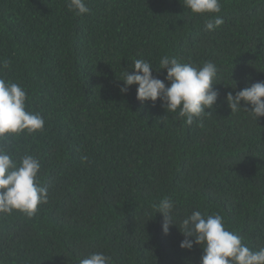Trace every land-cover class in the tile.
Listing matches in <instances>:
<instances>
[{"label": "trees", "instance_id": "16d2710c", "mask_svg": "<svg viewBox=\"0 0 264 264\" xmlns=\"http://www.w3.org/2000/svg\"><path fill=\"white\" fill-rule=\"evenodd\" d=\"M68 3L0 0V57L11 62L0 75L45 121L9 147L39 160L48 189L32 217L0 214V264H79L95 252L111 264H200L199 245L179 246L194 210L264 247V116L232 114L226 101L264 81V0H220L218 14L191 13L184 0H85L81 15ZM213 16L224 23L208 31ZM164 55L217 64L211 115L188 125L159 99L138 100L137 85L120 91L133 60L158 67ZM164 197L176 203L167 234L153 207Z\"/></svg>", "mask_w": 264, "mask_h": 264}, {"label": "clouds", "instance_id": "9594fccd", "mask_svg": "<svg viewBox=\"0 0 264 264\" xmlns=\"http://www.w3.org/2000/svg\"><path fill=\"white\" fill-rule=\"evenodd\" d=\"M184 6L196 14H218L221 12L220 0H184ZM68 7L77 15L90 12L85 0H69ZM224 23L220 16L210 17L206 29L213 31ZM10 60L0 57V73L8 69ZM131 73L124 69L122 93L128 86L137 85L136 97L141 102L157 99L168 113H175V118H183L191 125L194 118L211 115L219 92L213 85L218 82V66L213 61H205L197 66L183 63L174 56L164 55L154 67L149 60L135 59ZM164 69L166 75L160 79L153 71ZM165 81L169 83L166 86ZM235 88V85L232 86ZM264 81L252 83L233 95L226 94L230 113L244 110L255 120L264 116ZM27 92L20 84L0 75V214H11L13 211L25 213L28 217L36 214L38 206L48 202V189L41 186L38 172L39 160L30 153L18 159L10 150V139L20 134H31L44 129V118L26 108ZM244 105H250L243 107ZM202 126V123H201ZM87 159V157H83ZM155 212L162 214V231L167 234L173 220L176 203L164 197L154 204ZM179 231L184 239L180 247L191 250L193 244L202 248L200 264H264V247L250 249L242 242V237L229 230L221 214L206 215L194 210L186 215L179 224ZM192 239H189V238ZM79 264H111V257L102 252L90 253L79 260Z\"/></svg>", "mask_w": 264, "mask_h": 264}]
</instances>
